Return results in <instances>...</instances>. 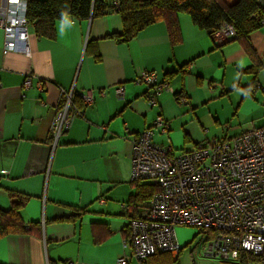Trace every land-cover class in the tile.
<instances>
[{"label": "crops", "instance_id": "0c3cea01", "mask_svg": "<svg viewBox=\"0 0 264 264\" xmlns=\"http://www.w3.org/2000/svg\"><path fill=\"white\" fill-rule=\"evenodd\" d=\"M177 24L174 42L159 21L122 44L108 38L123 31L114 12L66 17L55 23L53 38L37 36L29 25L30 57L4 56L0 28V210L19 203L29 229L0 238V264H115L129 256L127 220L141 204L133 212L123 208L135 195L132 144L157 116L169 131H156L153 142L176 154L264 126L262 94L251 90L264 86V28L249 36L252 60L242 43L209 36L187 14H178ZM151 71L172 90L153 106L151 92L135 83ZM27 73L31 86L23 88ZM88 91L93 103L84 107ZM69 93L83 118L53 148L51 123ZM176 262L166 255L146 264Z\"/></svg>", "mask_w": 264, "mask_h": 264}, {"label": "built area", "instance_id": "2783aa9c", "mask_svg": "<svg viewBox=\"0 0 264 264\" xmlns=\"http://www.w3.org/2000/svg\"><path fill=\"white\" fill-rule=\"evenodd\" d=\"M27 2L0 0L4 56L13 52L31 56ZM214 36L234 39L236 32L232 25L223 24ZM30 74L23 88L31 86ZM135 83L151 92L149 106L156 103L155 97L162 91H172L168 83L157 81L154 71L141 73ZM254 90L261 92L264 110V86L256 85ZM116 93L121 98L123 88ZM185 101V96L179 98L180 103ZM92 103L93 95L88 91L82 97V106ZM81 110L74 105L71 93L66 95L51 123L53 148L74 119L83 118ZM156 131H169V122L161 115L151 128L133 139L130 182L154 185L157 192L140 204L138 213L128 217L124 248L130 255L120 257L115 264H145L160 254L177 256L178 226L196 229L208 258L237 264L242 255H264V126L251 127L230 138L207 139L193 151L179 154L170 146L155 144ZM123 208L128 210L127 205Z\"/></svg>", "mask_w": 264, "mask_h": 264}, {"label": "trees", "instance_id": "16d2710c", "mask_svg": "<svg viewBox=\"0 0 264 264\" xmlns=\"http://www.w3.org/2000/svg\"><path fill=\"white\" fill-rule=\"evenodd\" d=\"M113 12L120 14L123 31L108 38L119 44L132 40L143 28L159 21L166 24L170 40L174 42L178 37L177 16L183 13L190 17L194 26L206 31L211 37L221 25H232L236 32L232 40L242 43L252 60L255 54L249 36L264 28V0H29L26 19L37 36L53 38L55 23L66 17L89 20ZM179 96L175 98L179 100ZM74 105L81 109V105ZM156 192L157 187L154 185H135V195L128 202V211L133 212L137 203L149 201ZM19 212V203H12L7 211L0 210V238L29 232ZM259 262L264 263V255H242L237 264Z\"/></svg>", "mask_w": 264, "mask_h": 264}, {"label": "rangeland", "instance_id": "374dc122", "mask_svg": "<svg viewBox=\"0 0 264 264\" xmlns=\"http://www.w3.org/2000/svg\"><path fill=\"white\" fill-rule=\"evenodd\" d=\"M175 234H176L177 243L180 247L177 255L176 264H236V263H228L225 261L211 259L204 256L205 243L203 242L200 236H197L196 229L194 228L186 227V226H178L175 228ZM194 236H195V240H194ZM192 239L194 241L191 242ZM133 264H138V263L135 261ZM254 264H264V263L259 262Z\"/></svg>", "mask_w": 264, "mask_h": 264}]
</instances>
